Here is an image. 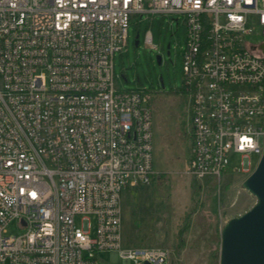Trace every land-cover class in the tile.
<instances>
[{
	"label": "built area",
	"instance_id": "1",
	"mask_svg": "<svg viewBox=\"0 0 264 264\" xmlns=\"http://www.w3.org/2000/svg\"><path fill=\"white\" fill-rule=\"evenodd\" d=\"M156 14L184 19L187 166L260 159L264 40L246 38H264V0H0V165L152 166L149 96L117 90L112 60L130 20ZM144 44L156 49L150 31ZM148 184L0 182V264H98L97 251L169 264L167 248L121 246V191ZM15 221L25 232L7 236Z\"/></svg>",
	"mask_w": 264,
	"mask_h": 264
},
{
	"label": "rangeland",
	"instance_id": "2",
	"mask_svg": "<svg viewBox=\"0 0 264 264\" xmlns=\"http://www.w3.org/2000/svg\"><path fill=\"white\" fill-rule=\"evenodd\" d=\"M146 31H150L156 49L145 46ZM246 40L255 45L264 38L254 28ZM184 42L182 16H136L130 20L127 46L116 52L112 60L115 88L146 91L152 115L153 170L139 181L149 182L148 185L121 191V246L167 248L169 264H219L223 227L255 203L242 183L259 158L250 155L249 165L243 166V158L230 153L220 179L207 176L197 180L188 173L187 103L180 93ZM158 56L161 64L157 63ZM74 224L87 229L89 237L95 238L93 216L76 215ZM24 232L17 221L6 228L10 237ZM95 258L98 264H123L119 258L113 261L108 251L95 252Z\"/></svg>",
	"mask_w": 264,
	"mask_h": 264
},
{
	"label": "water",
	"instance_id": "3",
	"mask_svg": "<svg viewBox=\"0 0 264 264\" xmlns=\"http://www.w3.org/2000/svg\"><path fill=\"white\" fill-rule=\"evenodd\" d=\"M137 39L138 35L135 37V46L138 45ZM258 48L264 54V43ZM156 60L161 64L159 56ZM242 187L255 198V203L223 227L219 264H264V152L253 172L243 181Z\"/></svg>",
	"mask_w": 264,
	"mask_h": 264
},
{
	"label": "bare ground",
	"instance_id": "4",
	"mask_svg": "<svg viewBox=\"0 0 264 264\" xmlns=\"http://www.w3.org/2000/svg\"><path fill=\"white\" fill-rule=\"evenodd\" d=\"M152 168L137 165H0V182H139L152 173ZM225 168L189 166L188 173L197 180L207 176L220 179Z\"/></svg>",
	"mask_w": 264,
	"mask_h": 264
},
{
	"label": "crops",
	"instance_id": "5",
	"mask_svg": "<svg viewBox=\"0 0 264 264\" xmlns=\"http://www.w3.org/2000/svg\"><path fill=\"white\" fill-rule=\"evenodd\" d=\"M111 257H112V260H113V261H116L115 256H114L113 254H111ZM181 259H182V258H181ZM181 259H180V260H181Z\"/></svg>",
	"mask_w": 264,
	"mask_h": 264
},
{
	"label": "trees",
	"instance_id": "6",
	"mask_svg": "<svg viewBox=\"0 0 264 264\" xmlns=\"http://www.w3.org/2000/svg\"><path fill=\"white\" fill-rule=\"evenodd\" d=\"M136 41V40H135ZM135 41H134V43H135Z\"/></svg>",
	"mask_w": 264,
	"mask_h": 264
}]
</instances>
